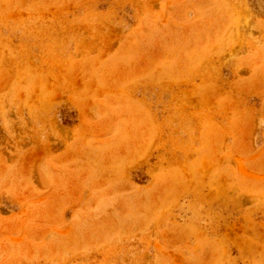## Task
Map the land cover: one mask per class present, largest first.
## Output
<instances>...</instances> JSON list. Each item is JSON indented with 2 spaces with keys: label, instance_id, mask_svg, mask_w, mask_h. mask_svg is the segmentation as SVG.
Here are the masks:
<instances>
[{
  "label": "rangeland",
  "instance_id": "obj_1",
  "mask_svg": "<svg viewBox=\"0 0 264 264\" xmlns=\"http://www.w3.org/2000/svg\"><path fill=\"white\" fill-rule=\"evenodd\" d=\"M0 264H264V0H0Z\"/></svg>",
  "mask_w": 264,
  "mask_h": 264
}]
</instances>
